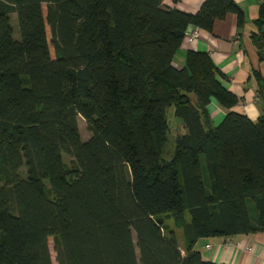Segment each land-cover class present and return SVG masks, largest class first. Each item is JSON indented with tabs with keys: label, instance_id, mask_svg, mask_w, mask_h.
<instances>
[{
	"label": "trees",
	"instance_id": "16d2710c",
	"mask_svg": "<svg viewBox=\"0 0 264 264\" xmlns=\"http://www.w3.org/2000/svg\"><path fill=\"white\" fill-rule=\"evenodd\" d=\"M228 13L243 23L233 0L194 13L162 0H0V264H51L49 237L57 264H223L195 242L264 232V107L254 121L233 111L205 52L173 64L189 26L211 32ZM253 24L262 47L263 4ZM211 100L226 110L216 125ZM171 106L184 133L166 160Z\"/></svg>",
	"mask_w": 264,
	"mask_h": 264
},
{
	"label": "crops",
	"instance_id": "0c3cea01",
	"mask_svg": "<svg viewBox=\"0 0 264 264\" xmlns=\"http://www.w3.org/2000/svg\"><path fill=\"white\" fill-rule=\"evenodd\" d=\"M202 1L162 0V4L165 7L194 13ZM233 1L244 14L243 23L237 26L235 14L228 13L223 20L213 23L211 32L189 26L174 55L173 64L182 66L184 55L190 50L207 53L224 75L225 87L239 99L232 110L254 121L264 107L260 97V94H264V46L260 47L259 31L253 20L257 7L264 5V0ZM194 30H198V36L191 39L187 34ZM207 108L212 125H216L226 112L214 100L210 101ZM206 245L210 247L206 248ZM198 246H201V249L197 248ZM195 248L206 262L264 264V232L199 238L194 244ZM179 249L181 250L180 247Z\"/></svg>",
	"mask_w": 264,
	"mask_h": 264
},
{
	"label": "rangeland",
	"instance_id": "374dc122",
	"mask_svg": "<svg viewBox=\"0 0 264 264\" xmlns=\"http://www.w3.org/2000/svg\"><path fill=\"white\" fill-rule=\"evenodd\" d=\"M43 9L45 12V7ZM10 23H11L12 30H13V37H14V39H17L19 35H18L17 24H16V19H15L14 14L10 15ZM46 36H47V39L49 41L50 40V31H49L48 27H46ZM50 50L52 53V49H50ZM165 118H166L167 124L169 125V131L167 132V140H166L165 146L163 148L162 157L164 159L168 160V159H170L171 154H172L175 138L177 135L184 133V128L182 125V121L179 118L175 117L174 108L172 106L167 108V110L165 112ZM77 124H78V130H79L81 139L86 140L90 135H89L88 130L86 129V124L81 117H78ZM70 161H71L70 156H68L67 154H63V162L67 166V168H69L71 166ZM164 224L167 227V229H169V230L172 229V231L175 233L176 241H177V243H178V245L182 251L183 250L182 248H184L186 244H185V239L183 237L181 228L175 226L173 220L170 218L165 219ZM47 246H48L49 253H50L51 264H57V262L55 260L56 259L55 258L56 252L54 250V243H53V240L51 237H49L47 239ZM197 248L201 249V246H198ZM197 248H195V249H197Z\"/></svg>",
	"mask_w": 264,
	"mask_h": 264
},
{
	"label": "built area",
	"instance_id": "2783aa9c",
	"mask_svg": "<svg viewBox=\"0 0 264 264\" xmlns=\"http://www.w3.org/2000/svg\"><path fill=\"white\" fill-rule=\"evenodd\" d=\"M187 35L191 39L197 38V36H198V30H194V31H192L191 33H189ZM205 247L206 248H209L210 246L209 245H206Z\"/></svg>",
	"mask_w": 264,
	"mask_h": 264
}]
</instances>
